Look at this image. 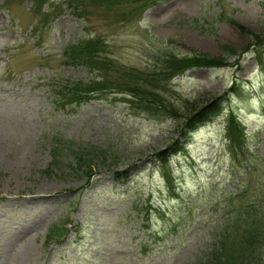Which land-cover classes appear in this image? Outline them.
I'll return each mask as SVG.
<instances>
[{
  "label": "rangeland",
  "instance_id": "obj_1",
  "mask_svg": "<svg viewBox=\"0 0 264 264\" xmlns=\"http://www.w3.org/2000/svg\"><path fill=\"white\" fill-rule=\"evenodd\" d=\"M99 1L48 0L40 16L34 0H0V264H22L27 251L35 264L207 262L222 206L245 188L260 203L264 234V62L252 48L264 41V0H148L145 8L123 0L112 9ZM93 36L117 62L101 77L67 52ZM170 53L226 62L170 81L162 93L181 110L176 118L154 116L124 92ZM95 78L114 79V88L62 100V86ZM216 99L223 116L182 135L192 109ZM232 110L241 142L231 140ZM177 140L171 186L156 153ZM90 145L105 159L86 174L75 151ZM56 228L67 229L60 242Z\"/></svg>",
  "mask_w": 264,
  "mask_h": 264
},
{
  "label": "trees",
  "instance_id": "obj_2",
  "mask_svg": "<svg viewBox=\"0 0 264 264\" xmlns=\"http://www.w3.org/2000/svg\"><path fill=\"white\" fill-rule=\"evenodd\" d=\"M35 9L34 12L36 15H46L43 11V6L48 2V0H34ZM101 1V0H100ZM99 1V2H100ZM103 1V0H102ZM143 2V8L147 7L145 4L148 0H135ZM150 2H155L151 0ZM104 3V1H103ZM106 3L111 8L113 5L118 6L123 3V0H106ZM145 4V5H144ZM112 9V8H111ZM116 10V9H115ZM258 37V35H255ZM259 39L261 38L258 37ZM257 38V39H258ZM262 39H260L261 41ZM107 45L102 41L101 36H93L84 38L78 42L76 45H69L67 47V52L69 57L73 59H78V63L88 67L90 72L94 73L95 71H102L110 69V67H115L117 62L112 59H108L106 55ZM252 48H256L255 52L260 58V64L264 62V41L260 45H253ZM209 58L206 55H183L179 56L177 54L170 53L163 60V66L155 75H148L143 81H137V83L131 84L132 81L129 79L126 83L125 93L131 96L130 102L136 104V106H141L144 111L151 113L154 116L166 115L167 117L176 118V115L181 112V110L171 103V101L165 97L164 93L166 92V87L171 83L170 81L174 79L177 75L185 73L191 68L197 67H220L226 64L223 60H214ZM98 76L100 73L97 72ZM107 73H104L105 77ZM97 76V77H98ZM114 79L109 81L110 84L106 83L107 81H100L95 78L92 81L81 82L78 86H75L74 91H78V99L90 98L92 92L95 93L96 90L104 88H114L115 83ZM121 81H118V84H121ZM79 87V88H78ZM124 88V87H123ZM222 99V98H221ZM220 99L207 102L202 107H195L192 109V112L187 115V121L184 123L186 131L181 130L182 135L189 136L190 132L205 124V122L213 121L217 116H221L225 113L226 106L219 102ZM209 103V104H208ZM139 106V107H140ZM164 108V109H161ZM190 112V111H186ZM231 114L227 118L229 123V130L231 133L232 143L238 142L235 140L237 135L240 137V141L244 138V132L242 124L237 121L238 115L234 114L232 110ZM73 142H67L64 147L67 149L73 147ZM180 141L177 140L174 145L170 146L169 149L156 153V156L159 157V160H163L168 163V160L172 155L178 153L183 149V146H180ZM76 145V143L74 144ZM234 149L235 156L238 154V148L232 144ZM163 153H166L163 155ZM98 147H84L81 146L75 151L76 157H78V170H84L86 174L92 173L93 171V161L95 158H100L102 161L105 157L102 155ZM55 160L53 165L60 166V153L55 151ZM108 158V157H107ZM115 160V159H114ZM170 174V175H169ZM168 182L172 181L171 170H167ZM246 188L242 191V194H231L227 203H225L222 210V222L220 224L219 232L213 237V251L209 252L207 262H200L198 264H263V255L264 250V234L258 231V224L263 227V222H257L259 211V204L255 205L254 201H251L247 197ZM237 200L239 203H237ZM258 208V209H257ZM62 228H56L52 231V236H59L63 233ZM241 233V236L239 234ZM227 242H230V246H224ZM223 249H220L222 248ZM220 249V250H219Z\"/></svg>",
  "mask_w": 264,
  "mask_h": 264
},
{
  "label": "bare ground",
  "instance_id": "obj_3",
  "mask_svg": "<svg viewBox=\"0 0 264 264\" xmlns=\"http://www.w3.org/2000/svg\"><path fill=\"white\" fill-rule=\"evenodd\" d=\"M2 111H0V116H2ZM29 245V244H28ZM26 250H28V248H26ZM36 256L34 255V253H31L30 251L27 252H23V256L20 257L19 259L21 260L22 264H35L33 262V259H35ZM23 260V262H22Z\"/></svg>",
  "mask_w": 264,
  "mask_h": 264
}]
</instances>
